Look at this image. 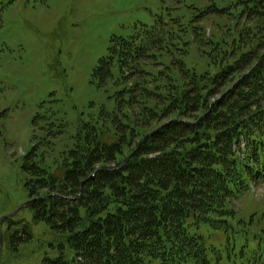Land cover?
Here are the masks:
<instances>
[{
  "label": "trees",
  "instance_id": "trees-1",
  "mask_svg": "<svg viewBox=\"0 0 264 264\" xmlns=\"http://www.w3.org/2000/svg\"><path fill=\"white\" fill-rule=\"evenodd\" d=\"M238 4L111 38L92 84L112 110L79 121L48 157L58 170L44 164L53 133L24 157L34 220L72 251L42 264H264L253 216L236 209L264 184V0ZM234 15L230 40L202 42L197 23ZM4 222L13 246L30 238L28 224Z\"/></svg>",
  "mask_w": 264,
  "mask_h": 264
},
{
  "label": "rangeland",
  "instance_id": "rangeland-1",
  "mask_svg": "<svg viewBox=\"0 0 264 264\" xmlns=\"http://www.w3.org/2000/svg\"><path fill=\"white\" fill-rule=\"evenodd\" d=\"M238 1L0 0V220L29 200L23 163L36 141L48 132L57 137H50L57 143L53 151L44 149V164L58 170L48 157L54 158L70 144L79 121L85 122L99 107L112 110V93L92 84V71L106 56L113 36H127L135 24L150 26L157 17L172 15L188 22L198 14L196 8L205 10L213 4L230 7L237 14L242 7ZM235 22V15L228 19L210 16L196 26L202 28L200 38L205 43L217 37L230 40ZM192 57L200 54L193 49ZM195 70L199 72L200 66ZM236 205L244 215L253 216L252 231L259 234L264 248V184ZM12 219L28 224L30 238L13 246L5 234L7 223H0V264H42L45 258H56L61 249L71 258L64 236L36 222L30 207Z\"/></svg>",
  "mask_w": 264,
  "mask_h": 264
},
{
  "label": "water",
  "instance_id": "water-1",
  "mask_svg": "<svg viewBox=\"0 0 264 264\" xmlns=\"http://www.w3.org/2000/svg\"><path fill=\"white\" fill-rule=\"evenodd\" d=\"M128 159H129V157L124 161V163ZM34 201H35L34 199L33 200H29L28 202H26L25 204H23L16 212H14L13 214H11L10 216H5L3 218H6V217L12 218V217L16 216V214H18L21 211V209L30 207ZM3 218H1V220ZM1 252H2V238H1V235H0V255H1Z\"/></svg>",
  "mask_w": 264,
  "mask_h": 264
}]
</instances>
